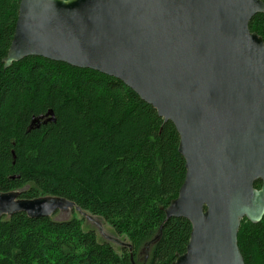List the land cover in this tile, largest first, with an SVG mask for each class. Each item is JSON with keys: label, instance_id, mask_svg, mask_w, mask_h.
<instances>
[{"label": "water", "instance_id": "water-1", "mask_svg": "<svg viewBox=\"0 0 264 264\" xmlns=\"http://www.w3.org/2000/svg\"><path fill=\"white\" fill-rule=\"evenodd\" d=\"M257 14L262 0L20 1L6 69L42 57L98 71L175 125L186 177L165 221L187 219L192 231L172 264H245L242 221L264 217V39L250 29ZM50 122L53 110L33 117L28 132ZM19 196L0 192V218L84 212L62 197Z\"/></svg>", "mask_w": 264, "mask_h": 264}, {"label": "trees", "instance_id": "trees-1", "mask_svg": "<svg viewBox=\"0 0 264 264\" xmlns=\"http://www.w3.org/2000/svg\"><path fill=\"white\" fill-rule=\"evenodd\" d=\"M20 1L0 0V192L73 201L132 249L99 241L83 229V218L19 213L0 218V264H141V256L143 264H172L192 231L187 219L165 221L186 177L175 125L98 71L42 57L6 69ZM250 29L264 39V14ZM49 110L56 122L28 132L32 118ZM238 245L245 264H264V217L257 224L243 219Z\"/></svg>", "mask_w": 264, "mask_h": 264}, {"label": "rangeland", "instance_id": "rangeland-1", "mask_svg": "<svg viewBox=\"0 0 264 264\" xmlns=\"http://www.w3.org/2000/svg\"><path fill=\"white\" fill-rule=\"evenodd\" d=\"M73 216L83 218V229L85 231L94 230L98 236L99 241L111 243L118 252H120L122 247H127L129 245L128 239L116 234L112 227L103 219L91 215L87 212L80 213L77 210H73L69 217L67 214L60 213L54 214L52 217L56 220H67L72 218ZM88 217H92V219H89ZM140 263H144V258L142 256L140 258Z\"/></svg>", "mask_w": 264, "mask_h": 264}]
</instances>
